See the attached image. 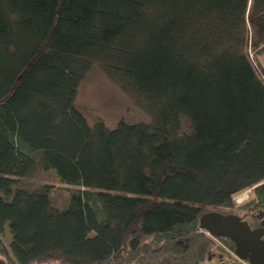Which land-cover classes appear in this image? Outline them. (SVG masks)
I'll return each mask as SVG.
<instances>
[{
    "label": "trees",
    "instance_id": "16d2710c",
    "mask_svg": "<svg viewBox=\"0 0 264 264\" xmlns=\"http://www.w3.org/2000/svg\"><path fill=\"white\" fill-rule=\"evenodd\" d=\"M262 53L264 0H0V257L235 260L199 216L264 206ZM94 65L145 118L85 116ZM35 167L55 181L23 183Z\"/></svg>",
    "mask_w": 264,
    "mask_h": 264
},
{
    "label": "rangeland",
    "instance_id": "374dc122",
    "mask_svg": "<svg viewBox=\"0 0 264 264\" xmlns=\"http://www.w3.org/2000/svg\"><path fill=\"white\" fill-rule=\"evenodd\" d=\"M250 54L253 55V52L251 51ZM258 61L259 64H261L260 67H262L264 71V53L258 56ZM76 105L83 111L89 120H93L97 116H100L109 126H114L116 123L115 120L121 115H125L126 117L132 119L145 118L144 114L141 113L139 108L130 100L128 95L121 91L115 84L112 83V81L109 80L108 76L99 65H94L91 67L81 80L78 86ZM41 181L54 182L55 177L52 171H43L38 167H35L31 173L23 179V183L29 185H34L35 183ZM250 193L251 189H246L245 191L241 192L239 195L241 198L238 200L235 199L234 203L236 205H238V203L241 204V202H244V200L250 197ZM50 198L56 207L63 208L68 203L69 192L67 189L55 188L50 193ZM202 230L209 233L205 229ZM212 238L214 239L215 245H226L223 244V239L214 237ZM231 256L236 259V256L233 254ZM39 264L55 263L41 262Z\"/></svg>",
    "mask_w": 264,
    "mask_h": 264
},
{
    "label": "water",
    "instance_id": "95a60500",
    "mask_svg": "<svg viewBox=\"0 0 264 264\" xmlns=\"http://www.w3.org/2000/svg\"><path fill=\"white\" fill-rule=\"evenodd\" d=\"M199 227L216 236H227L234 241L235 252L250 264H264V218L260 225L251 228L249 223L233 212L204 211L199 216ZM0 264H7L0 257ZM218 264H243L239 261H220Z\"/></svg>",
    "mask_w": 264,
    "mask_h": 264
},
{
    "label": "flooded vegetation",
    "instance_id": "af4514ba",
    "mask_svg": "<svg viewBox=\"0 0 264 264\" xmlns=\"http://www.w3.org/2000/svg\"><path fill=\"white\" fill-rule=\"evenodd\" d=\"M252 212H253V209L251 208L250 211H249V213L247 214V217H243V218L249 223V225H250L251 228H254L256 226H259L260 225V220L262 218H264V206L256 209L255 213H256V216L257 217H255ZM225 237L226 236H223V238H225ZM262 237H264V235H262ZM223 244H225V243H223ZM223 246H224V249L226 251H229L228 253L230 255H232L234 253L235 247H234V249L230 248L232 250V251H230V249L226 245H223ZM234 256H236L235 258L237 260L239 259V258H237V255L235 253H234ZM242 261L245 262L246 264L249 263L248 259H244Z\"/></svg>",
    "mask_w": 264,
    "mask_h": 264
},
{
    "label": "bare ground",
    "instance_id": "6f19581e",
    "mask_svg": "<svg viewBox=\"0 0 264 264\" xmlns=\"http://www.w3.org/2000/svg\"><path fill=\"white\" fill-rule=\"evenodd\" d=\"M240 195V193L239 194H237L236 196H234V198H233V200H238V199H240L241 197L239 196ZM218 211V210H217ZM221 212V211H220ZM222 213H228V212H222ZM234 213V212H233ZM237 214V213H236ZM239 215V214H238ZM240 216V215H239ZM241 217V216H240ZM201 228V227H200ZM202 229H204V228H202ZM206 230V229H205ZM209 232V231H208ZM210 233V232H209ZM212 234V233H211ZM212 235H214V234H212ZM216 236V235H215ZM222 236V235H221ZM227 237V236H226ZM231 239V238H230ZM232 240V239H231ZM233 241V240H232ZM233 243H234V241H233ZM234 247H235V244H234ZM230 249V248H229ZM230 251H232L231 249H230ZM234 253L236 254V252H235V249H234ZM234 253H233V255H234ZM237 255V254H236ZM237 258H239L238 260L237 259H235V260H232V261H239V262H241V263H243V264H246L245 262H243L242 260H244V259H242V258H240L238 255H237ZM223 261H225V262H230V261H226V260H223ZM250 264V263H249Z\"/></svg>",
    "mask_w": 264,
    "mask_h": 264
}]
</instances>
